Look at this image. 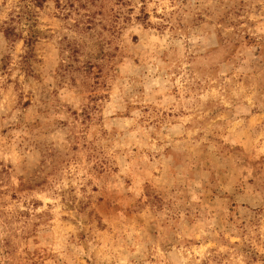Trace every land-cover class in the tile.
Masks as SVG:
<instances>
[{"label":"rangeland","instance_id":"obj_1","mask_svg":"<svg viewBox=\"0 0 264 264\" xmlns=\"http://www.w3.org/2000/svg\"><path fill=\"white\" fill-rule=\"evenodd\" d=\"M0 264H264V0H0Z\"/></svg>","mask_w":264,"mask_h":264},{"label":"trees","instance_id":"obj_2","mask_svg":"<svg viewBox=\"0 0 264 264\" xmlns=\"http://www.w3.org/2000/svg\"><path fill=\"white\" fill-rule=\"evenodd\" d=\"M37 39V37H34V35H30L29 39L26 41L27 45H32L34 44L35 40Z\"/></svg>","mask_w":264,"mask_h":264}]
</instances>
